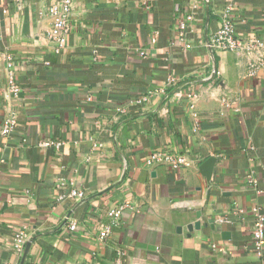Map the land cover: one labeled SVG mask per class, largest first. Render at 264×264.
Wrapping results in <instances>:
<instances>
[{"label":"crops","instance_id":"crops-1","mask_svg":"<svg viewBox=\"0 0 264 264\" xmlns=\"http://www.w3.org/2000/svg\"><path fill=\"white\" fill-rule=\"evenodd\" d=\"M52 2L0 0V264H264V67L249 75L261 52L209 45L228 5L241 38L264 40V0H75L60 54L45 39ZM166 150L193 162L147 165Z\"/></svg>","mask_w":264,"mask_h":264},{"label":"built area","instance_id":"built-area-1","mask_svg":"<svg viewBox=\"0 0 264 264\" xmlns=\"http://www.w3.org/2000/svg\"><path fill=\"white\" fill-rule=\"evenodd\" d=\"M75 0H53L48 8L49 16L54 20L53 26L46 32L45 39L48 45L53 49L55 54H60L67 46V38L72 29V12ZM233 8L231 5L225 6L220 13V26L218 31L211 37L210 47L214 52H232L243 54H254L261 52V58L249 68V75L255 76L257 72L264 67V40L256 37H240L238 35L237 25L233 19ZM5 64L8 71V93L11 97L18 98L21 88L17 83L15 74V61L11 54H5ZM170 85L175 86V79H168ZM146 98L139 100V103L145 101ZM120 111V110H119ZM17 117H9L3 125L2 132L6 136H10L16 130ZM41 147H60V143L43 142L39 144ZM193 160L187 155H177L169 151H158L150 156L147 165L150 167L166 165L175 170L189 167ZM249 185L255 187L256 181L250 176ZM82 196V193L72 192V197ZM126 206H116L109 211V224L103 230L101 240L108 238L112 232V228L119 224L123 211ZM255 218L253 240L255 249L259 256L262 255V246L264 243V216L260 213V209L255 207L252 210ZM71 231L76 229L73 223L69 226ZM29 235L26 230H22L15 237V250L23 252L25 245L29 241Z\"/></svg>","mask_w":264,"mask_h":264},{"label":"water","instance_id":"water-1","mask_svg":"<svg viewBox=\"0 0 264 264\" xmlns=\"http://www.w3.org/2000/svg\"><path fill=\"white\" fill-rule=\"evenodd\" d=\"M216 163H217V160L215 158H209L206 162H204L200 166V170L206 175V177L208 179H210L212 177ZM198 216H200V214H198ZM193 227H196L198 229L200 227V224L196 223V224H194V226L190 227L189 229L193 230ZM222 236L224 238H229L230 233L229 232H223ZM29 247H30V244L27 245L26 252L29 251Z\"/></svg>","mask_w":264,"mask_h":264}]
</instances>
